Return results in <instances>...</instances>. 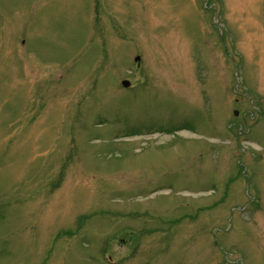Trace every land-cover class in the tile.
Segmentation results:
<instances>
[{"label": "rangeland", "instance_id": "obj_1", "mask_svg": "<svg viewBox=\"0 0 264 264\" xmlns=\"http://www.w3.org/2000/svg\"><path fill=\"white\" fill-rule=\"evenodd\" d=\"M0 264H264V0H0Z\"/></svg>", "mask_w": 264, "mask_h": 264}, {"label": "flooded vegetation", "instance_id": "obj_2", "mask_svg": "<svg viewBox=\"0 0 264 264\" xmlns=\"http://www.w3.org/2000/svg\"><path fill=\"white\" fill-rule=\"evenodd\" d=\"M122 80H126V79H121L120 80V84L122 85L123 84V81ZM123 86V85H122ZM132 86L131 85H127V86H123V88H125V89H130ZM163 130L165 131L166 130V128H163ZM173 130V132H177L178 130L177 129H172Z\"/></svg>", "mask_w": 264, "mask_h": 264}, {"label": "water", "instance_id": "obj_3", "mask_svg": "<svg viewBox=\"0 0 264 264\" xmlns=\"http://www.w3.org/2000/svg\"><path fill=\"white\" fill-rule=\"evenodd\" d=\"M138 59V57H135V60H137ZM127 81H123V86H127ZM234 113H236V112H234Z\"/></svg>", "mask_w": 264, "mask_h": 264}]
</instances>
